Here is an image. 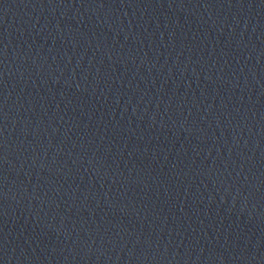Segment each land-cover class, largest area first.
Masks as SVG:
<instances>
[{"label": "water", "instance_id": "1", "mask_svg": "<svg viewBox=\"0 0 264 264\" xmlns=\"http://www.w3.org/2000/svg\"><path fill=\"white\" fill-rule=\"evenodd\" d=\"M0 264H264V0H0Z\"/></svg>", "mask_w": 264, "mask_h": 264}]
</instances>
